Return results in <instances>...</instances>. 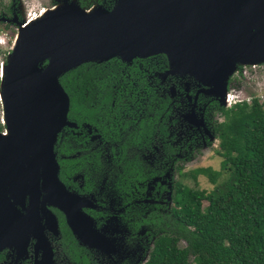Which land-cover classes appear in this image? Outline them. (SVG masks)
Masks as SVG:
<instances>
[{"label":"water","instance_id":"1","mask_svg":"<svg viewBox=\"0 0 264 264\" xmlns=\"http://www.w3.org/2000/svg\"><path fill=\"white\" fill-rule=\"evenodd\" d=\"M61 4L28 25L31 20L15 22L0 77L7 130L0 133V154L10 164L16 158L30 192L65 213L80 243L101 246L91 218L57 178L53 145L60 128L72 125L58 77L86 62L163 54L170 72L185 74L226 105L224 88L236 62L264 61V0H114L109 9L90 12L72 1Z\"/></svg>","mask_w":264,"mask_h":264},{"label":"flooded vegetation","instance_id":"2","mask_svg":"<svg viewBox=\"0 0 264 264\" xmlns=\"http://www.w3.org/2000/svg\"><path fill=\"white\" fill-rule=\"evenodd\" d=\"M10 1L9 15L16 21H24L31 7H27L25 0ZM66 1H74L83 9L97 6L109 9L113 0H98L87 7L76 0ZM59 2L41 7L32 13L33 18ZM13 27L16 29L17 25ZM138 76H126L132 79L135 89L140 87L135 93L141 105L130 106L131 115L117 116L115 97L111 96L107 106L99 107L94 123L85 120L77 123L66 115L72 125L64 124L60 128L53 145L57 178L67 192L76 196L79 211L91 218L102 245L80 243L71 232L65 213L52 204L41 203V196L37 200L35 192L32 189L30 192L16 158L9 159L10 164L0 154V264H99L97 256L101 254L106 256L105 264H136L140 260L142 248L130 252L127 243L143 242V228L154 234L152 229L143 226V216L147 213L143 214V179L148 178H143V172H152L156 177H163L167 172L169 179L172 160L178 159L179 154L176 140L155 141L150 144V150L154 154L161 152L160 162L146 169L143 159H147L149 148L143 145V75L139 76L142 77L140 84ZM175 93V89L173 92L169 89L168 97ZM122 117L128 119L124 127L116 123ZM0 133L7 134L1 101ZM167 183L154 188L164 190L169 186Z\"/></svg>","mask_w":264,"mask_h":264},{"label":"trees","instance_id":"3","mask_svg":"<svg viewBox=\"0 0 264 264\" xmlns=\"http://www.w3.org/2000/svg\"><path fill=\"white\" fill-rule=\"evenodd\" d=\"M164 66V55L155 54L129 64L112 57L67 70L58 81L69 99L68 118L94 123L99 107L107 106L111 96L117 116L131 115L130 106L141 105L135 93L140 87L135 89L126 76L143 75V145L149 148L154 136L166 135L170 99L147 72ZM218 109L222 117L211 130L229 177L208 193L176 187L181 212H147L143 226L155 236L142 264H191L189 256L198 264H264V92L261 101L251 96L249 102ZM127 121L116 119L121 127ZM150 175L143 172V178ZM203 199L207 204L201 209Z\"/></svg>","mask_w":264,"mask_h":264},{"label":"rangeland","instance_id":"4","mask_svg":"<svg viewBox=\"0 0 264 264\" xmlns=\"http://www.w3.org/2000/svg\"><path fill=\"white\" fill-rule=\"evenodd\" d=\"M25 1L28 3L27 7H31L32 13L55 2H63L61 0ZM76 1L83 7L98 2V0ZM10 2V0H0V26L5 31L6 37H8V45L13 35V26L16 24V20L7 12ZM125 63L129 64V62ZM243 68L247 72L245 75L243 74ZM147 75L150 80L153 78L158 80L162 94L169 95L170 86H173L176 91L175 96H169L170 114L166 122V135L164 138L154 136L152 143L155 141L159 143L166 138L176 140L179 156L178 159L172 160L169 179L166 176L167 172L163 177L151 175L147 179H143V214L151 210L166 213L181 212L182 209L175 203L177 198L176 187L182 185L186 188L208 193L216 184L229 177V171L225 166L227 163H223L222 156L216 152L218 150V140L211 130L214 122L221 120L218 106L227 105L221 104L216 94L206 92V88L189 80L185 74L170 72L166 57L163 68L159 67L153 71H148ZM224 89L232 91V94H238L232 96L234 99L239 98L249 102L250 97L255 96L261 101L264 92V61L253 64V68L247 65H238L237 72L228 78ZM232 103L233 100H230V104ZM190 117L193 119L190 120ZM148 150L149 155L146 157L147 159H143V162L147 165L146 169H151L152 167L148 166L159 164L158 156L161 152L154 154L151 152L150 147ZM166 181H168L166 185L169 186L165 187L164 190L158 191L154 188ZM206 204L207 201L203 199L200 208L203 209ZM154 236L155 234L148 233L143 228V242L127 243V245H130V252L142 248L141 258L136 264H141L146 259ZM105 257L102 254L98 255V263L105 264ZM189 260L191 264H198L192 256H189Z\"/></svg>","mask_w":264,"mask_h":264},{"label":"built area","instance_id":"5","mask_svg":"<svg viewBox=\"0 0 264 264\" xmlns=\"http://www.w3.org/2000/svg\"><path fill=\"white\" fill-rule=\"evenodd\" d=\"M30 13V14H29ZM27 18L23 21V23L31 20V18H33V14L31 11L27 12ZM15 29V28H14ZM17 28L15 29V32H16ZM15 32L14 34L12 35V37L10 38V43L8 45V37H6V33L5 31L1 28L0 26V77H1V69L3 67V64H4V61H5V58H6V55L8 54V52L10 51L11 47H12V44H13V41L15 39ZM253 67V66H252ZM233 73H235V71H233ZM233 73L231 75H233ZM247 72L246 70L244 69L243 70V74L245 75ZM252 76H255V75H252ZM236 93H233L232 94V91H227L226 94H225V100H226V105L229 106L230 105V100H233V102H237V101H241V99L239 98H232V96H234ZM238 95V94H236Z\"/></svg>","mask_w":264,"mask_h":264},{"label":"bare ground","instance_id":"6","mask_svg":"<svg viewBox=\"0 0 264 264\" xmlns=\"http://www.w3.org/2000/svg\"><path fill=\"white\" fill-rule=\"evenodd\" d=\"M73 3H75L74 1H72V4ZM60 7H63V5L59 2V3H56L55 5H53V6H51V7H47V8H44V10H42L38 15H37V17L35 18V20L37 19V18H39V17H41V16H43V15H45L46 13H48V12H50V11H54V10H56V9H59ZM94 11V7H91L90 9H88V10H84V11H86V12H90V11ZM31 19H33V18H31ZM33 21L31 20L29 23H27V25L28 24H30V23H32ZM17 32V31H16ZM16 36H17V33H16ZM253 63H256V62H252V61H237L236 62V65H248V64H252L253 65ZM235 71V70H234ZM191 77H194V79L195 80H197L198 82H200V83H206V84H208L207 82H206V80H204L203 78H201V77H197V76H191ZM209 85V84H208Z\"/></svg>","mask_w":264,"mask_h":264}]
</instances>
